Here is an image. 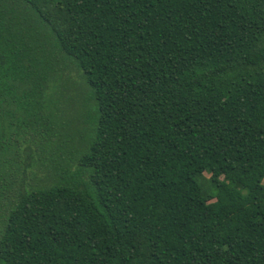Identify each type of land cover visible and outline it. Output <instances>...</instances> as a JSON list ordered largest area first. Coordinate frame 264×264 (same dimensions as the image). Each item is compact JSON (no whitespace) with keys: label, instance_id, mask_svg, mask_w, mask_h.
Masks as SVG:
<instances>
[{"label":"trees","instance_id":"trees-1","mask_svg":"<svg viewBox=\"0 0 264 264\" xmlns=\"http://www.w3.org/2000/svg\"><path fill=\"white\" fill-rule=\"evenodd\" d=\"M0 264H264V0H0Z\"/></svg>","mask_w":264,"mask_h":264},{"label":"rangeland","instance_id":"rangeland-1","mask_svg":"<svg viewBox=\"0 0 264 264\" xmlns=\"http://www.w3.org/2000/svg\"><path fill=\"white\" fill-rule=\"evenodd\" d=\"M204 175H205V177H208V176H209V174H208V173H204Z\"/></svg>","mask_w":264,"mask_h":264}]
</instances>
